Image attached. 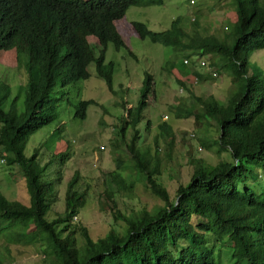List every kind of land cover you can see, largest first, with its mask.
Masks as SVG:
<instances>
[{"label":"trees","instance_id":"1","mask_svg":"<svg viewBox=\"0 0 264 264\" xmlns=\"http://www.w3.org/2000/svg\"><path fill=\"white\" fill-rule=\"evenodd\" d=\"M235 1L238 20L224 39L204 36L198 30L191 37L184 17L176 18L162 32L152 31L145 23H132L142 40L201 60L193 65L186 59L183 66L199 65L213 77V73L220 74L215 68V59L220 57L238 78L245 77V83L226 104L213 96L193 94L201 114L218 122L220 145L231 152L233 162L196 167L191 180L179 183L177 193L171 196L158 180L159 159L154 162L151 154L138 148L136 131L129 144L124 142L126 150L144 175L147 188L164 205L132 219L121 216L125 234L112 229L107 237L94 241L87 227L74 223L87 203L86 193L76 189L78 173L67 186L64 212L53 220L47 218L59 201L58 185L71 159V146L67 143L57 155L54 179L44 182L40 153L27 156L28 142L58 119L61 98L54 96L55 90L88 80L91 63L113 90L115 64L106 63L108 47L113 44L117 51L127 48L116 22L124 19L131 7L162 6L163 0H0V52L14 49L28 79L22 113L17 98L11 101V85L0 81V160L25 171L31 196V205H25L9 200L0 191V237L8 244L18 241L14 244L25 245L48 238L55 257L43 256L46 264H221L219 253L224 244L231 264H264V180L260 179L264 177V75L249 76L252 56L264 50V0ZM206 57L210 61L204 60ZM193 72L196 78L192 84L205 80L197 70ZM181 84L187 88L186 81ZM154 86L148 73L138 106L128 110L129 116L123 117L118 131L124 141L127 128L142 121L149 96L155 94ZM10 101L6 111L4 106ZM96 104L81 101L75 106L74 117L85 120L88 107ZM194 115L193 108L187 117ZM150 126L149 121L147 131ZM160 128V136L173 144V127L164 123ZM107 175L108 186L114 183L117 187L109 190L112 196L127 188L121 173ZM77 235L84 239L82 250ZM0 264H4L1 258Z\"/></svg>","mask_w":264,"mask_h":264},{"label":"rangeland","instance_id":"2","mask_svg":"<svg viewBox=\"0 0 264 264\" xmlns=\"http://www.w3.org/2000/svg\"><path fill=\"white\" fill-rule=\"evenodd\" d=\"M178 17H184L191 37L198 30L204 36L224 39L238 20L236 1L163 0L162 6L131 7L125 18L116 22L127 48L117 51L110 44L106 54V63L115 64L113 90L98 76L94 63L88 68V80L55 90L54 96L61 98L57 105L59 117L32 135L26 149L27 156L40 153L41 164L45 168L43 180L49 182L58 169L57 155L66 149L67 143L71 146V159L66 162L63 181L58 185L59 201L48 213L49 220L64 212L67 186L76 173L79 174L76 189L86 193L87 203L74 223L87 227L94 241L107 237L112 229L125 234L126 225L121 216L132 219L145 210L155 212L164 205L147 188L144 175L126 150L124 142L129 144L136 131L139 132L138 148L143 154H151L154 162L159 159L161 176L158 180L171 196L177 193L179 183L187 184L191 180L196 167H215L220 162H233L231 152L220 145L218 122L201 114L202 109L195 96H213L226 104L239 85L245 83V77L238 78L219 57L215 59V68L220 74L212 77L207 69L197 67L198 72L205 73V80L192 84L196 75L189 65L183 66L189 58L179 50L155 44L149 39L142 40L132 26L133 22H141L154 32H162L169 29ZM194 20L197 24L193 23ZM204 60L210 61L208 57ZM189 61L194 65L201 60L194 57ZM19 65L14 49L0 52V81L11 85V101L17 98V108L22 113L28 79L24 68ZM193 67L196 69V65ZM148 73L154 78L155 94L149 96V106L143 112L142 121L135 128L132 124L127 128L124 141L118 131L123 127V117L129 116L128 110L138 106ZM250 75H264V50L252 56ZM182 80L186 81L187 88L181 84ZM89 100L98 104L88 107L85 120L75 118V106ZM11 101L4 106L6 111L10 109ZM193 108L198 116L187 117ZM149 121L151 126L147 131ZM164 123L173 127V144L160 136V127ZM116 171L122 174L127 188L114 197L109 190L115 191L116 184L108 186L106 179L108 173ZM260 179L263 181L264 177ZM0 191L11 201L31 205L25 171L1 160ZM77 240L82 250L84 239L77 235ZM16 242L8 244L0 237V258L4 264H46L43 256L55 257L53 243L48 238L35 245L14 244ZM224 246L219 253L220 262L231 264L229 249Z\"/></svg>","mask_w":264,"mask_h":264},{"label":"crops","instance_id":"3","mask_svg":"<svg viewBox=\"0 0 264 264\" xmlns=\"http://www.w3.org/2000/svg\"><path fill=\"white\" fill-rule=\"evenodd\" d=\"M192 67H193V66H192ZM192 67H191V68H192ZM197 67H199V65H198ZM197 67H196V69H194V67H193L191 70H192V71H193V70H197ZM199 68H200V69H203V68H201V67H199ZM206 69H207V68H206ZM207 70H208V69H207ZM197 71H198V70H197ZM199 73H201V72H199ZM201 75L204 77L205 73L202 72ZM193 136H194V135H193Z\"/></svg>","mask_w":264,"mask_h":264},{"label":"built area","instance_id":"4","mask_svg":"<svg viewBox=\"0 0 264 264\" xmlns=\"http://www.w3.org/2000/svg\"><path fill=\"white\" fill-rule=\"evenodd\" d=\"M187 62V61H186ZM213 76L214 77H217L218 75H217V73H213ZM76 220H77V218H76Z\"/></svg>","mask_w":264,"mask_h":264},{"label":"water","instance_id":"5","mask_svg":"<svg viewBox=\"0 0 264 264\" xmlns=\"http://www.w3.org/2000/svg\"><path fill=\"white\" fill-rule=\"evenodd\" d=\"M179 200V199H178Z\"/></svg>","mask_w":264,"mask_h":264}]
</instances>
